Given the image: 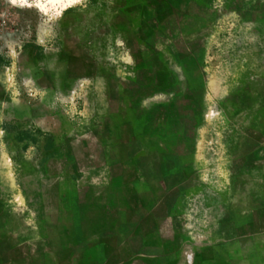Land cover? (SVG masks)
<instances>
[{
  "label": "rangeland",
  "instance_id": "obj_1",
  "mask_svg": "<svg viewBox=\"0 0 264 264\" xmlns=\"http://www.w3.org/2000/svg\"><path fill=\"white\" fill-rule=\"evenodd\" d=\"M14 1L0 54L24 33ZM59 1L42 12L59 71L41 89L18 75L0 106V264H264V19L229 0Z\"/></svg>",
  "mask_w": 264,
  "mask_h": 264
},
{
  "label": "crops",
  "instance_id": "obj_2",
  "mask_svg": "<svg viewBox=\"0 0 264 264\" xmlns=\"http://www.w3.org/2000/svg\"><path fill=\"white\" fill-rule=\"evenodd\" d=\"M52 1L56 2L59 0H39L37 3H27L26 0L14 1L21 13V22L24 27V33L15 39L8 40L10 41L8 44L10 48L9 55L0 54V106H8L9 104L12 105V103L15 104L16 102L18 103L17 96L19 90L16 81L18 75L21 76L22 80L28 83L29 86L41 89L52 81L51 77L49 78L45 74L59 71L57 66L54 67V65L50 64L51 61L47 59V57L50 56L48 52L43 51V26L45 25L42 22V12L45 13L46 11V13H48V9L50 8L48 5L52 3ZM210 1L213 2L214 0ZM60 2L61 1L58 3L60 4ZM188 2V6V3H185L184 5L182 4L181 10H185L187 7L192 9L194 8V10H200L203 7L201 0H190ZM222 2L224 1L217 0V7H220ZM231 3H233V5ZM230 5L234 6V8L242 10V16L244 18L243 23H250L249 20L245 19H250L252 17V11H250L252 9L255 10L254 15L256 18L264 19V0H229L228 7H230ZM28 9L36 11L38 15L36 13L35 16L28 15ZM192 14V16L198 15H196V11ZM63 19L65 18L63 17ZM68 19H66L67 24L69 23ZM32 23L36 25V28L33 29L34 32L31 34L28 33L26 27L32 25ZM48 23L49 22L47 21L45 24L48 25ZM58 54L62 57L64 56L66 60L69 58V63H73V50L69 51L62 49L61 51L59 50ZM182 71L183 70H181V72ZM185 83V80H181V78H179L178 90H183L185 88ZM179 93L180 91L176 90L175 92L161 91L160 93L152 94L148 101L157 106L165 105L171 103L174 100L173 98H175V96ZM202 161L203 159L200 155L198 163L202 164ZM199 221L201 222V219H199ZM197 225L198 226L195 228L197 230L201 229L203 226L201 223H198ZM197 230L195 232H197Z\"/></svg>",
  "mask_w": 264,
  "mask_h": 264
},
{
  "label": "built area",
  "instance_id": "obj_3",
  "mask_svg": "<svg viewBox=\"0 0 264 264\" xmlns=\"http://www.w3.org/2000/svg\"><path fill=\"white\" fill-rule=\"evenodd\" d=\"M7 23V19L2 21V24H6Z\"/></svg>",
  "mask_w": 264,
  "mask_h": 264
}]
</instances>
